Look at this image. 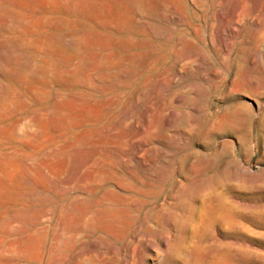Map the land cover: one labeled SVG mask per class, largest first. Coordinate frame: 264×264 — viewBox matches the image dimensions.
I'll return each mask as SVG.
<instances>
[{"label": "rangeland", "instance_id": "1", "mask_svg": "<svg viewBox=\"0 0 264 264\" xmlns=\"http://www.w3.org/2000/svg\"><path fill=\"white\" fill-rule=\"evenodd\" d=\"M145 1L141 18L132 0H0V264H75L104 229L121 235L120 170L170 220V255L156 264H264L250 22L224 27L234 0H206L199 37L176 48L171 6L200 21L183 0ZM188 54L196 62L178 72Z\"/></svg>", "mask_w": 264, "mask_h": 264}, {"label": "bare ground", "instance_id": "2", "mask_svg": "<svg viewBox=\"0 0 264 264\" xmlns=\"http://www.w3.org/2000/svg\"><path fill=\"white\" fill-rule=\"evenodd\" d=\"M183 2L186 9L194 15V20H199L200 23L196 24L194 21L184 20L176 11V7L171 6L170 13L173 16L172 18L175 19L176 27H182V29H180V38L175 45L176 48L183 46V37H185L188 42H194V38H198L201 32V24L205 23V16L203 15V12L205 11L206 0H183ZM242 2L243 0H234V4L228 9V15L226 16L220 13L219 16L224 23V27L228 26L231 29L233 27H237L239 23H242L247 19L250 22L247 38L244 42L245 45L248 46V65L253 66V71L258 73L259 76H255L257 78L255 80H251L248 77V91L252 94L256 93L257 95H261V92L264 89V0L254 4L251 9L246 6L249 10L244 7L245 3ZM132 3L138 15L141 18H144L148 12L146 1L132 0ZM147 26H149V29L152 30L151 22H148ZM193 56L194 55L188 54L178 57L175 61L177 71L182 72L183 70L181 69H184L196 62V60L193 59ZM201 60H204V58L201 57ZM159 61L162 62L163 58ZM259 103L260 102L256 100V104L258 106L257 108H260V111L258 110L259 112L254 113L249 110L248 122L253 127H256L257 125L261 126V128H259V141H262L263 145L260 144L258 147L263 148L264 150V110L261 112V107L264 104L260 107ZM132 175L133 174L130 172L120 170V172H116L113 175L114 177L111 178L110 182L114 188H119L122 192L129 193L127 195H122V197L128 201L126 208L127 213L131 212L129 213L130 217H127L125 230L121 235L116 236L112 230L104 229L103 233H101L98 237L99 239H102L100 240L102 243L97 245L95 244V246H93V250L81 251V254L75 264H156L159 259L166 258L170 255L167 244L172 231L170 230V220L166 218V212L164 213L162 205H153L155 204L154 200L144 199L133 195L136 190L122 183V181L126 180V177H132ZM110 191L114 192L113 190ZM151 205L153 206L149 208L148 206ZM156 210L159 211L157 213L150 214L151 211L154 212ZM142 213L143 216L141 222L138 225H135L134 219L139 218ZM91 215V210L87 209L82 217V221L80 220L81 224L82 222L86 224ZM131 218L133 222H131ZM164 219H166V224L163 226L162 222ZM61 225L58 226V240L60 244H63L65 236ZM85 229L84 224L76 229L78 237L80 235L87 236V230ZM69 235L72 236L71 233ZM151 251H154L155 255H152V253H150ZM183 251L184 248L181 247L179 250L177 249V254L180 256ZM171 257H173L172 259L176 261V256ZM185 264L190 263L189 261H186Z\"/></svg>", "mask_w": 264, "mask_h": 264}]
</instances>
